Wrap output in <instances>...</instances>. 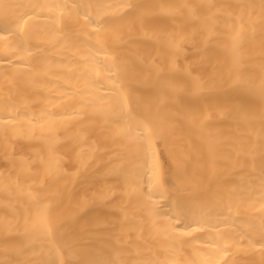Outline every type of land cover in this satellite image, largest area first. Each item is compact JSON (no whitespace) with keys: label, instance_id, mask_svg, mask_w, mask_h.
Segmentation results:
<instances>
[{"label":"bare ground","instance_id":"bare-ground-1","mask_svg":"<svg viewBox=\"0 0 264 264\" xmlns=\"http://www.w3.org/2000/svg\"><path fill=\"white\" fill-rule=\"evenodd\" d=\"M0 264H264V0H0Z\"/></svg>","mask_w":264,"mask_h":264}]
</instances>
